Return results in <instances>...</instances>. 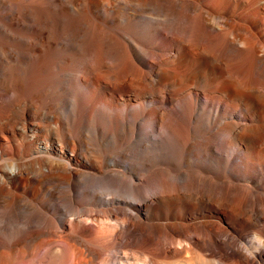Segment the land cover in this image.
I'll return each instance as SVG.
<instances>
[{
    "label": "bare ground",
    "instance_id": "bare-ground-1",
    "mask_svg": "<svg viewBox=\"0 0 264 264\" xmlns=\"http://www.w3.org/2000/svg\"><path fill=\"white\" fill-rule=\"evenodd\" d=\"M0 37V264H264V0H0Z\"/></svg>",
    "mask_w": 264,
    "mask_h": 264
},
{
    "label": "rangeland",
    "instance_id": "rangeland-1",
    "mask_svg": "<svg viewBox=\"0 0 264 264\" xmlns=\"http://www.w3.org/2000/svg\"><path fill=\"white\" fill-rule=\"evenodd\" d=\"M4 42H7V40L5 39V38H1L0 37V44H2V43H4ZM128 153H123V154H121L122 156H128V160L130 161V163H133L134 165H136V166H138V161H137V159H136V156H134V155H127ZM137 163V164H136ZM248 239L250 240L251 238L250 237H248ZM186 257H187V255H185ZM210 259V258H209Z\"/></svg>",
    "mask_w": 264,
    "mask_h": 264
}]
</instances>
